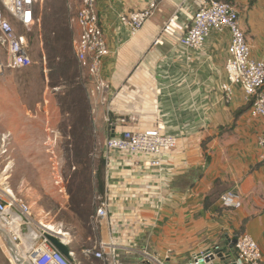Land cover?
I'll return each instance as SVG.
<instances>
[{
	"label": "crops",
	"instance_id": "0c3cea01",
	"mask_svg": "<svg viewBox=\"0 0 264 264\" xmlns=\"http://www.w3.org/2000/svg\"><path fill=\"white\" fill-rule=\"evenodd\" d=\"M60 1L62 7H53L48 24L42 18L36 37L43 42L48 31L57 50L66 45L74 49L79 28H70L74 13L67 7L70 2L78 9L81 0ZM148 2L98 0L111 50L101 69L109 84L108 99L91 97L85 90L83 106L91 114L87 126L104 138L100 153L106 159L109 215L97 238L116 244L118 264H186L198 251L222 244L225 236L234 239L247 232L259 243L264 264V161L258 143L264 120L252 116L241 88H235L230 100L222 91L230 34L214 30L196 50L163 33L175 13L179 31L185 32L200 0H163L135 34L121 26L120 14L145 8ZM238 3L252 56L264 60V0ZM54 21L58 29L52 28ZM158 37L162 44L155 43ZM129 115L137 121L123 127L113 128L107 120ZM158 122L178 138L177 147L160 156V169L147 164L155 155L105 146L108 136H119L124 129L144 131ZM227 192L239 206L223 203L221 196Z\"/></svg>",
	"mask_w": 264,
	"mask_h": 264
},
{
	"label": "built area",
	"instance_id": "2783aa9c",
	"mask_svg": "<svg viewBox=\"0 0 264 264\" xmlns=\"http://www.w3.org/2000/svg\"><path fill=\"white\" fill-rule=\"evenodd\" d=\"M162 1L149 0L145 8L120 14L121 26L135 34L155 14ZM244 1L250 3L253 0ZM200 2L185 32L179 31V16L175 13L165 23L163 33L175 37L188 48L199 50L211 32L227 30L230 34V55L225 64L227 81L221 86L224 96L230 100L235 88H241L245 101L251 102L252 116L264 120V60L252 56L251 45L240 24L239 0ZM97 5L98 0H81L77 13L70 16V26L74 28L76 24L79 28L73 46L82 71L81 79L87 87L88 94L91 97L100 94L102 101H106L109 84L102 76L101 69L104 58L111 50L100 22ZM42 11L43 0H0V73L6 69L19 70L34 64L31 35L33 39L36 31H41ZM155 43L162 44L161 38L158 37ZM107 120L111 127L116 128L136 122L137 117L135 115L120 117L115 122ZM258 143L263 151L264 161V133L259 137ZM177 145L178 138L168 134L161 122L144 131L124 129L119 136H108L105 141L108 150L157 156L147 164L158 169L163 165L160 159L163 152L175 149ZM221 199L228 206H239V201L231 192L223 194ZM95 201L97 207L92 218V226L98 234L102 221L109 215L106 193L96 192ZM0 225L8 233L18 252L25 253L32 264H80L70 245L72 242L70 233L57 227L48 230L47 224L39 222L30 206L11 190L0 191ZM48 232L58 234L70 246L72 260L46 237ZM236 238L235 250L243 264H262V249L253 236L241 232ZM116 250L114 242L97 238L92 247L84 248L82 252L90 264H118ZM211 254L209 248L202 249L186 264H212V261L208 260Z\"/></svg>",
	"mask_w": 264,
	"mask_h": 264
},
{
	"label": "rangeland",
	"instance_id": "374dc122",
	"mask_svg": "<svg viewBox=\"0 0 264 264\" xmlns=\"http://www.w3.org/2000/svg\"><path fill=\"white\" fill-rule=\"evenodd\" d=\"M43 3L48 24L62 4ZM33 40L34 64L0 73V191L11 190L39 222L69 232L77 262L90 264L82 251L98 237L92 218L104 138L87 126L91 114L83 111L86 91L73 47L57 50L48 31L43 42ZM4 244L0 237V264H21Z\"/></svg>",
	"mask_w": 264,
	"mask_h": 264
},
{
	"label": "water",
	"instance_id": "95a60500",
	"mask_svg": "<svg viewBox=\"0 0 264 264\" xmlns=\"http://www.w3.org/2000/svg\"><path fill=\"white\" fill-rule=\"evenodd\" d=\"M114 136V135H113ZM4 232V233H2ZM2 240L4 241V245L7 249L8 254L11 256L12 259H15L18 263L21 264H32L29 261L24 262L22 258L18 255V250L14 246V244L11 242L8 235H6V232L4 230L0 229ZM46 237L55 245V247L60 250L68 259L72 260V254H71V248L70 246L65 243L61 237L58 234L54 233H46ZM226 241H224L222 244H217L209 250L212 252L210 258L208 260L212 261V264H243V262L238 258L235 244L237 241V238L230 239L228 236H225ZM231 240V242H230Z\"/></svg>",
	"mask_w": 264,
	"mask_h": 264
},
{
	"label": "trees",
	"instance_id": "16d2710c",
	"mask_svg": "<svg viewBox=\"0 0 264 264\" xmlns=\"http://www.w3.org/2000/svg\"><path fill=\"white\" fill-rule=\"evenodd\" d=\"M69 19H70V17H69ZM70 28H71V26H70ZM36 35L37 34H34L33 35V38L36 37ZM77 62H78V60H77ZM78 66H79V63H78ZM79 70H80L79 81L84 86L85 90H87L86 85L84 84V82L81 79L82 71H81L80 66H79ZM102 160H103V162L100 164V167L96 171V173H97V179H98V189L96 190V192L97 193L104 194L106 192V159H105V156L104 155L102 157ZM214 196H215V192H212V193L208 194V196L206 197V200H205V207L206 208H208L210 206V204L212 202V198ZM96 207H97V204H96ZM95 211H96V208H95ZM95 211H94V214H95Z\"/></svg>",
	"mask_w": 264,
	"mask_h": 264
},
{
	"label": "bare ground",
	"instance_id": "6f19581e",
	"mask_svg": "<svg viewBox=\"0 0 264 264\" xmlns=\"http://www.w3.org/2000/svg\"><path fill=\"white\" fill-rule=\"evenodd\" d=\"M46 228L48 229V230H54L55 228H54V226L53 225H50V224H47L46 225ZM0 229L1 230H4V228L0 225ZM5 231V230H4ZM6 232V231H5ZM2 233H4V232H2ZM6 235H8V233L6 232ZM3 236V235H2ZM1 236V233H0V237H2ZM4 237V236H3ZM2 237V238H3ZM9 237V236H8ZM10 238V237H9ZM66 239V238H65ZM11 240V239H10ZM12 242V241H11ZM27 244L29 245V241H27ZM18 255L22 258V260L24 261V262H28V259H27V257H26V255H25V253H22L21 252V254L20 253H18Z\"/></svg>",
	"mask_w": 264,
	"mask_h": 264
}]
</instances>
